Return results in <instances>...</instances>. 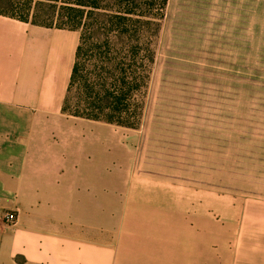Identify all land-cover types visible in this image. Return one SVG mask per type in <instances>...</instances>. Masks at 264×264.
<instances>
[{
	"label": "rangeland",
	"instance_id": "1",
	"mask_svg": "<svg viewBox=\"0 0 264 264\" xmlns=\"http://www.w3.org/2000/svg\"><path fill=\"white\" fill-rule=\"evenodd\" d=\"M154 14L160 28L150 79L138 97L139 124L95 121L109 130L110 145L96 152L104 162L94 171V190L87 189L96 198L94 216H84L79 204L69 222L80 229L103 222L98 212L108 179L111 204L122 209L129 193L139 195L129 204L136 211L184 210L183 202L162 194L212 196L207 212L234 208V244L245 237L251 263L262 264L264 0H167ZM188 204L193 210L203 203ZM13 212L14 221L3 217L5 224L16 222ZM41 254L42 264H53ZM76 264L87 263L80 258Z\"/></svg>",
	"mask_w": 264,
	"mask_h": 264
},
{
	"label": "crops",
	"instance_id": "2",
	"mask_svg": "<svg viewBox=\"0 0 264 264\" xmlns=\"http://www.w3.org/2000/svg\"><path fill=\"white\" fill-rule=\"evenodd\" d=\"M78 43V31L0 15V264H17V255L42 264L41 253L53 264H252L247 239L234 244V208L211 216L212 196L162 194L184 210L136 211L129 204L139 195L129 193L122 209L108 179L103 222H69L79 204L94 216L89 194L104 162L96 152L110 145L103 125L61 112ZM8 211L13 225L3 222Z\"/></svg>",
	"mask_w": 264,
	"mask_h": 264
},
{
	"label": "trees",
	"instance_id": "3",
	"mask_svg": "<svg viewBox=\"0 0 264 264\" xmlns=\"http://www.w3.org/2000/svg\"><path fill=\"white\" fill-rule=\"evenodd\" d=\"M23 1L0 0V15L79 32L62 114L137 127L160 28L152 17L167 0Z\"/></svg>",
	"mask_w": 264,
	"mask_h": 264
},
{
	"label": "built area",
	"instance_id": "4",
	"mask_svg": "<svg viewBox=\"0 0 264 264\" xmlns=\"http://www.w3.org/2000/svg\"><path fill=\"white\" fill-rule=\"evenodd\" d=\"M5 218V221L8 222V223H12L14 221V212L11 211V212H7L4 216Z\"/></svg>",
	"mask_w": 264,
	"mask_h": 264
}]
</instances>
